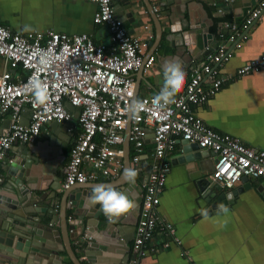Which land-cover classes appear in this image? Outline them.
Listing matches in <instances>:
<instances>
[{"label": "crops", "instance_id": "obj_1", "mask_svg": "<svg viewBox=\"0 0 264 264\" xmlns=\"http://www.w3.org/2000/svg\"><path fill=\"white\" fill-rule=\"evenodd\" d=\"M259 2L112 0L115 15L120 13L116 16L128 35L139 37L144 43L143 58H154L149 71L133 73L134 97H153L159 92L163 84L162 66L173 57L180 58L186 72L184 87L177 96L181 95L191 70L203 63L205 53H214L223 47L230 57L219 66L220 74H233L234 77L227 79L207 102L192 107V113L214 132L264 150V71L235 75L238 68L264 55V14L248 30H243L247 11ZM96 8V4L85 0H0V25L23 36L28 34L22 31L25 24L43 34L47 31L87 34L94 43L108 46L107 26L93 21ZM177 22L178 26L174 28ZM230 23L237 28L235 34L226 25ZM231 35L235 40L231 41ZM6 69V61L0 57V74ZM69 112L73 115L69 127L61 128L57 122L46 123L37 140L30 144L40 149L45 161H39L30 152L25 155L22 143L13 145L8 151L0 166V230L6 233L21 230L30 237L37 232L41 250L48 253L52 249L59 254V259H49L48 264L57 261L91 264L83 255V247L77 244L82 233L87 232L88 243L97 239L100 247L112 249L108 264H126L132 257L142 185L148 171L142 168L134 184L123 180V171L131 167L129 157L134 150L126 130L122 145L123 167L117 177L99 176L94 182L63 189L70 148L81 130L77 110ZM21 123L28 124L25 112ZM8 125V115H4L0 120V132ZM184 147L179 142L165 157L170 170L157 206L158 217L171 226L173 233L166 227L163 230L157 228L147 245L149 248L154 246L157 251L147 252L138 264H264V187L259 190L263 180L241 179L232 188H224L212 180V154L200 148L185 150ZM152 148L149 133L144 140L143 163L150 161ZM22 155L31 158L27 159L30 162L26 170L30 187L27 186L25 195L17 194L8 173L9 163L15 159L23 162L25 157ZM98 184H110L124 192L134 202V207L112 221L101 217L90 231L87 227L82 231L80 226L87 221L93 222L86 217L94 208L88 197ZM74 187L82 190L78 194L68 193ZM220 194L228 197L217 202ZM221 203L229 208L226 215H217V205ZM201 208L209 211L207 219L200 215ZM0 246V264L46 263V260L32 256L26 260L18 259L16 254L6 251L3 244ZM108 249L96 250V260L104 259Z\"/></svg>", "mask_w": 264, "mask_h": 264}, {"label": "built area", "instance_id": "obj_2", "mask_svg": "<svg viewBox=\"0 0 264 264\" xmlns=\"http://www.w3.org/2000/svg\"><path fill=\"white\" fill-rule=\"evenodd\" d=\"M96 4L93 21L105 25L110 44H96L87 34L68 35L33 31L23 36L0 25V57L7 69L0 74V120L8 115L9 125L0 132V166L15 143H34L44 124L70 122L73 118L67 104L77 110L80 134L72 143L64 168L63 189L94 182L99 176L115 178L123 167L125 141L133 145L131 167L148 171L142 185V203L135 229L132 257L126 264H138L139 259L154 246H147L157 228L165 225L157 215L159 193L170 170L165 160L179 142L196 144L213 156L212 180L230 189L243 178L264 181V150L243 144L237 138L220 135L208 128L192 113L217 93L224 82L234 75H222L219 66L230 54L223 47L205 53L203 63L191 70L183 93L175 97L167 111H157L152 97L138 120L125 112L134 97L133 73L149 71L154 58L144 59L145 47L139 37L128 35L122 21L115 15L112 0H85ZM264 14V0L246 13L243 30H248ZM234 32L235 24H226ZM242 30V32H244ZM241 34V33H239ZM242 37V35L240 36ZM231 41L235 40L231 35ZM42 55L46 63L41 62ZM264 71V55L238 68L235 75ZM38 76L49 91V101L33 106L31 94L24 87ZM27 113L28 124L21 123ZM152 133L150 161L142 162L144 140ZM81 240H90L87 232Z\"/></svg>", "mask_w": 264, "mask_h": 264}, {"label": "clouds", "instance_id": "obj_3", "mask_svg": "<svg viewBox=\"0 0 264 264\" xmlns=\"http://www.w3.org/2000/svg\"><path fill=\"white\" fill-rule=\"evenodd\" d=\"M178 26V22L174 28ZM25 33H31L35 29L31 25L25 24L22 28ZM42 63H46L45 56L42 55ZM163 84L159 92L156 93L151 103L155 109L160 112L167 111L169 105L175 102V97L181 92L186 80V72L183 62L179 57L167 59L163 66ZM31 94L33 106L44 105L49 101V91L44 82L36 75H33L24 86ZM147 102L143 99H132L125 109L126 114L131 118L138 120L140 113L145 110ZM138 177V169L134 167L125 168L122 174L124 181L134 184ZM92 204H98L104 215L110 220L118 218L122 214L128 212L134 207V202L129 199L124 192L118 191L110 184L96 185L88 197ZM217 215H226L229 212L227 204L221 203L217 205ZM200 215L207 219L209 211L206 208L200 209Z\"/></svg>", "mask_w": 264, "mask_h": 264}, {"label": "water", "instance_id": "obj_4", "mask_svg": "<svg viewBox=\"0 0 264 264\" xmlns=\"http://www.w3.org/2000/svg\"><path fill=\"white\" fill-rule=\"evenodd\" d=\"M116 15L119 17L120 13H117ZM66 108L69 111L74 110V108L68 104H67ZM69 125H70V122L58 123V126L61 128L62 127L67 128V127H69ZM150 134L152 135L151 132H150ZM182 144L185 145V147H184L185 150L190 149V148H199L196 144H189L185 141L182 142ZM14 145H17V143H15ZM23 146L25 147V150H24L25 155L27 154V152H30V153L34 154V156L37 157L39 159V161H41V162L45 161V159H43L44 156L41 153L39 148H37L36 146L32 147L28 143L23 144ZM25 155H22L25 157L23 162L15 159L12 163H9V165H8V168H10V169H8V173H9L10 181L12 182L11 186L13 188H15V191L17 192V194H20V195H25L27 193L26 190H28L27 186L30 187L28 185L30 182V179L28 178V172L26 170H28V168L30 167V165L28 164L30 162H28L27 159H31V158H30V156H28V155L25 156ZM52 172H54V170H52ZM243 179L247 180L248 178H243ZM263 187H264V181H263L261 187L259 188V190L262 189ZM75 188L76 187H74L73 189H70L71 191H68V193L74 192V193L78 194L82 190L81 187L76 188V189ZM20 195L18 196V200H20ZM226 197H228L226 194H220L218 196L217 202H219L220 200H223ZM92 205L94 208L90 209V213L87 214L86 217L88 218V220H93V222L87 221L85 223V225L82 224L83 226L79 227L82 231L86 227L90 231V229L92 228V225L94 226V225L98 224L101 217H106L98 204H92ZM13 221H15V219H13ZM14 224H16V223H14ZM2 228H4V226ZM26 234L24 235L21 232V230H16V231L14 230V231L8 232V233H6L4 230L3 231L0 230V237L4 238V239L0 238V243L3 244L5 247H7L6 251H9L11 254H16L18 259L20 257L21 259L23 258L26 260L28 256H32V257L38 258L40 260H46V263H44V261H43L42 264H48L49 262H47V261L49 259L54 260V261H56L55 258L59 259L58 252H56L52 249H49L50 252H48V253L41 250V247L39 245V242H41V240H40V237H39L37 232H35L33 234V236H31V237L27 236ZM32 237H33V239H32ZM75 238H76V235H75ZM96 240L97 239H95L93 242H91V244L88 243L90 241H87L86 239L81 240L82 245H83L82 246L83 247V249H82L83 255H84V257H86V259L91 264H108V261L111 258L110 254H111L112 249L111 248L108 249L106 247H103L104 250L108 249V252L105 255H103L104 259L99 258L98 260H96V256H97V255H95L96 250H98V251L103 250V248L97 244ZM0 249H1V246H0ZM74 258H75V256H74ZM76 260H78V259H76ZM53 263H55V262H53ZM56 264H64V263L57 261ZM74 264H76V261H74Z\"/></svg>", "mask_w": 264, "mask_h": 264}, {"label": "bare ground", "instance_id": "obj_5", "mask_svg": "<svg viewBox=\"0 0 264 264\" xmlns=\"http://www.w3.org/2000/svg\"><path fill=\"white\" fill-rule=\"evenodd\" d=\"M189 80V79H188ZM80 127V126H79Z\"/></svg>", "mask_w": 264, "mask_h": 264}]
</instances>
